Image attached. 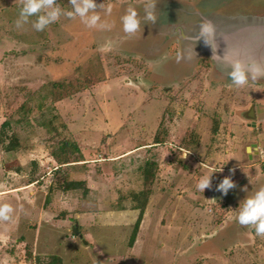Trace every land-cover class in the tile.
<instances>
[{"label":"rangeland","instance_id":"374dc122","mask_svg":"<svg viewBox=\"0 0 264 264\" xmlns=\"http://www.w3.org/2000/svg\"><path fill=\"white\" fill-rule=\"evenodd\" d=\"M199 1L154 0L152 24L143 20L147 0H104L111 12L96 10L108 29L61 15L37 32L14 27L20 0H0V203L13 209L0 221V264H44L53 255L60 264H264V237L233 218L264 185V163L245 154L264 138V80L237 88L215 78L206 58L188 67L176 59L178 39L159 29L166 5L190 12ZM209 3L221 13L264 11V0L201 8ZM128 7L141 21L131 35L120 24ZM12 136L18 148L6 151ZM144 161L156 163L150 184ZM248 164L253 178L244 176ZM230 166H239L238 182L221 195L215 185ZM210 171L211 186L199 192ZM69 180L84 185L64 189Z\"/></svg>","mask_w":264,"mask_h":264},{"label":"clouds","instance_id":"9594fccd","mask_svg":"<svg viewBox=\"0 0 264 264\" xmlns=\"http://www.w3.org/2000/svg\"><path fill=\"white\" fill-rule=\"evenodd\" d=\"M68 8H61L57 0H20L17 17L14 20V27L19 29L25 24L37 32L44 30L50 24L56 22L61 15L67 18H79L80 22L88 28L111 27L109 23L101 20L99 8L105 15L111 12V4L96 3V0H67ZM31 18V19H30ZM143 20L155 24V3L154 0H147L144 5ZM121 30L125 34H135L141 27V21L134 8L128 7L120 17ZM215 25L207 19L202 20L194 36L185 37L181 33L182 39H189L196 42L202 41L212 48L216 37ZM193 52V49H191ZM190 59L187 50H180L176 53V59ZM221 70L227 76L230 86L244 88L250 82L264 78V61L249 58L241 60L234 58L221 64ZM220 170V169H219ZM213 171L202 175L196 182V189L202 192L206 187L211 186L210 177ZM231 172V169H229ZM235 184L229 176H224L215 185V190L221 195L234 188ZM243 190V189H242ZM13 212L12 207L7 203H0V221H8ZM234 220L242 226L249 227L257 237H264V185L259 186L251 195L246 196L238 202V207L234 209Z\"/></svg>","mask_w":264,"mask_h":264},{"label":"water","instance_id":"95a60500","mask_svg":"<svg viewBox=\"0 0 264 264\" xmlns=\"http://www.w3.org/2000/svg\"><path fill=\"white\" fill-rule=\"evenodd\" d=\"M198 6L200 7V3ZM204 9L205 7L197 8L196 6L193 11L187 12L195 15L194 20L190 22L185 20L173 22L174 20L170 15L167 18L170 24V31L164 35V38H169V40L178 39L179 49L188 51L190 59L182 58L188 67L192 66L198 58H206L211 64L214 77L219 80L229 81L221 70L220 66L222 63L234 58L241 60L252 58L264 61V11L244 12L243 10L238 9L237 11V8L233 9V7H230L228 9L230 12L221 13L214 10V8ZM204 19L210 20L215 25L217 36L212 48L200 40L194 42L193 40L181 38V33L185 37L194 36L198 24ZM191 49H193V52ZM260 80H264V78L257 81ZM247 117L252 120V123H255L254 107H250ZM251 149H254V154L257 153V146L252 144L247 147V150ZM72 231L76 234V227H73Z\"/></svg>","mask_w":264,"mask_h":264},{"label":"trees","instance_id":"16d2710c","mask_svg":"<svg viewBox=\"0 0 264 264\" xmlns=\"http://www.w3.org/2000/svg\"><path fill=\"white\" fill-rule=\"evenodd\" d=\"M217 121H214L213 124V131L216 132L218 125H217ZM7 124V121L2 122L1 124V129H0V141L3 143L4 139L6 138L5 133H4V127ZM155 142H160L159 138L157 137V135H155L154 137ZM65 144H67V141H63L59 147H63ZM4 150L6 151H13L15 149L18 148V142L17 139L12 136V137H8L7 142L5 143V145H3ZM156 169V163L154 161H144L143 163V167H142V176H143V183L144 184H150V182L153 180V172ZM84 183L83 181H76V180H69L66 181L65 183H63V188L64 189H72V188H79L81 186H83ZM135 192H132L131 195L133 198L136 197ZM147 195H148V191L147 190H143L142 192V199L140 201V203H137L135 205H133L132 208L134 209H139L138 211V216L134 222L131 234H130V241L129 244L131 245V243L134 241L136 233L138 231V227L140 224V221L142 219L143 216V212H144V206L146 204V200H147ZM44 264H60V257L53 255L50 257V259L48 261H46Z\"/></svg>","mask_w":264,"mask_h":264},{"label":"flooded vegetation","instance_id":"af4514ba","mask_svg":"<svg viewBox=\"0 0 264 264\" xmlns=\"http://www.w3.org/2000/svg\"><path fill=\"white\" fill-rule=\"evenodd\" d=\"M206 0H200L197 4L199 5L200 3V8L203 7L204 3L202 4V2H205ZM209 4H207V6L205 7L204 10H206L207 8L211 9V7L208 6ZM167 6L165 7V9L163 10L164 12L161 13V16H163L162 21L160 22V27L159 29H163L162 31H164V35H166L168 33V31H170V27H169V22L167 23V18L164 16L165 14H168L172 17V19L176 22L179 21V19H183L187 22L193 21L195 18V15L192 14H188L187 12V7H178L177 5H173V8L171 9V12L168 13L167 11ZM214 7V6H213ZM197 8H199V6H197ZM186 9V10H185ZM189 9V8H188ZM190 11L192 10L191 8L189 9ZM165 39V38H164ZM168 38H166L165 40H167ZM252 121V120H251ZM241 183V182H240ZM244 183V182H242ZM243 185V184H242Z\"/></svg>","mask_w":264,"mask_h":264},{"label":"crops","instance_id":"0c3cea01","mask_svg":"<svg viewBox=\"0 0 264 264\" xmlns=\"http://www.w3.org/2000/svg\"><path fill=\"white\" fill-rule=\"evenodd\" d=\"M254 124H255V123H254ZM261 136H263L262 133L259 135V138H260V139H261ZM263 141H264V138H263ZM263 141L261 140V142L259 143L260 147H262V146L264 147V145H263L264 142H263ZM154 143H157V142H154ZM145 145H146V144H140V145H138V147H144ZM251 145H252V144H251ZM251 145H250V146H251ZM253 145H254V146H257L256 143H253ZM247 147H249V146H246V147H245V150H247ZM263 147H262V148H263ZM139 149H140V148H139ZM263 149H264V148H263ZM137 150H138V149H137ZM247 151H250V153H247V152L245 151V154H246L247 159L250 160L251 158H253V155H254V149L247 150ZM126 152H127V151H126ZM249 154H250V155H249ZM256 154H257V153H256ZM126 155H127V154H126ZM126 155H123V156H126ZM230 156H231L230 154H227V156H225V160H230V158H231ZM236 165H237V164H236ZM251 166H252V165H251ZM234 168H235V169H236V168H239V166H238V167H236V166H235V167H231V166H230V169H231V171H233V173H230L229 171H227V172L225 173V176H229L230 179L234 182V184H235V186H236L238 180H237V177H235V174H234V173H235V169H234ZM220 169H221V168H220ZM240 169H241V168H240ZM240 172L243 174L244 171H242V169H241ZM251 174H252V169L250 168V165L248 164V165H247V168H246V173L244 174V176H247V175H248V176H250V178H253V177H251V176H252ZM222 178H223V177H222ZM243 179H245V177H244ZM243 179H241V180H243ZM233 193H235V192H233ZM233 193H232V194H233ZM129 211H130V213H131V210H129Z\"/></svg>","mask_w":264,"mask_h":264},{"label":"built area","instance_id":"2783aa9c","mask_svg":"<svg viewBox=\"0 0 264 264\" xmlns=\"http://www.w3.org/2000/svg\"><path fill=\"white\" fill-rule=\"evenodd\" d=\"M257 154L261 161L264 163V149L260 146H257Z\"/></svg>","mask_w":264,"mask_h":264}]
</instances>
